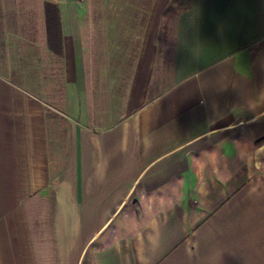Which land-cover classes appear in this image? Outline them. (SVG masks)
I'll return each mask as SVG.
<instances>
[{"label":"crops","instance_id":"crops-1","mask_svg":"<svg viewBox=\"0 0 264 264\" xmlns=\"http://www.w3.org/2000/svg\"><path fill=\"white\" fill-rule=\"evenodd\" d=\"M89 1L0 6V264H264V0Z\"/></svg>","mask_w":264,"mask_h":264},{"label":"rangeland","instance_id":"rangeland-1","mask_svg":"<svg viewBox=\"0 0 264 264\" xmlns=\"http://www.w3.org/2000/svg\"><path fill=\"white\" fill-rule=\"evenodd\" d=\"M15 5L12 6V2L10 0H0V6L5 7L6 9L15 7V9L20 10V14L22 15V19H28L26 16L29 10H33L35 14L39 16V10L42 7L43 0H13ZM97 0H90L89 3H96ZM26 11V12H25ZM24 13L26 14L24 17ZM27 21V20H26ZM20 82L27 86V79H20Z\"/></svg>","mask_w":264,"mask_h":264},{"label":"trees","instance_id":"trees-1","mask_svg":"<svg viewBox=\"0 0 264 264\" xmlns=\"http://www.w3.org/2000/svg\"><path fill=\"white\" fill-rule=\"evenodd\" d=\"M45 13H46V22L48 26L49 32L51 29H59L60 28V15L59 8L56 4L46 2L45 3Z\"/></svg>","mask_w":264,"mask_h":264}]
</instances>
